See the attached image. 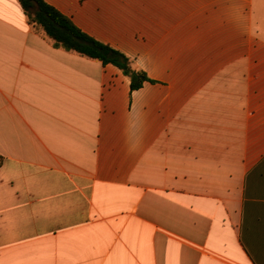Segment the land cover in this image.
I'll return each instance as SVG.
<instances>
[{
	"label": "crops",
	"instance_id": "1",
	"mask_svg": "<svg viewBox=\"0 0 264 264\" xmlns=\"http://www.w3.org/2000/svg\"><path fill=\"white\" fill-rule=\"evenodd\" d=\"M43 1L150 81L0 0V264H264V0Z\"/></svg>",
	"mask_w": 264,
	"mask_h": 264
},
{
	"label": "trees",
	"instance_id": "2",
	"mask_svg": "<svg viewBox=\"0 0 264 264\" xmlns=\"http://www.w3.org/2000/svg\"><path fill=\"white\" fill-rule=\"evenodd\" d=\"M16 1L31 28L51 41L55 48L100 61L103 65H114L128 77L131 91L150 81L141 70L132 66L129 58L83 33L69 18L43 0Z\"/></svg>",
	"mask_w": 264,
	"mask_h": 264
}]
</instances>
